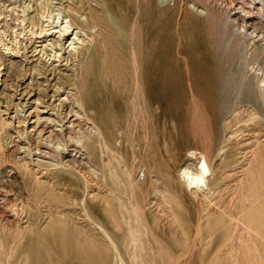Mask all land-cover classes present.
<instances>
[{
    "label": "rangeland",
    "instance_id": "rangeland-1",
    "mask_svg": "<svg viewBox=\"0 0 264 264\" xmlns=\"http://www.w3.org/2000/svg\"><path fill=\"white\" fill-rule=\"evenodd\" d=\"M48 1L51 4L49 9L55 10L49 19L51 25L64 21L61 4L74 2ZM44 2L46 0H0V40L6 47L20 51L19 58L5 56L4 47L0 45L5 60L0 57V221L5 217V210L23 218L18 228H7L0 222V264H74L66 255H58L44 241H36L55 220L66 222L67 232L85 250H101L103 245L99 239H107L114 258L111 264H156L153 259L150 262L149 257L147 260L146 251H158L162 264H217L215 262L221 257L229 258L228 263L233 264L229 252L226 253L233 245L237 252L233 255L239 256L241 264H248L249 259L252 264H264V258L259 256L264 257L263 252L256 253L259 251L253 248L244 252V248H239L242 246L239 234L230 235L233 225L243 214L255 216L256 213L260 221L264 220V0H138L131 6L128 2L122 5L128 17L137 18L139 29L138 137L133 139L126 156L119 148L121 133L117 131V151L111 159L104 156L106 165L103 169L91 164L88 157L75 147L68 152L69 155H64L70 142L82 143L90 139L93 130L90 125L80 128L75 124L77 128L63 134L43 131L46 139L59 142L58 148H40L32 155L26 150L32 146L29 140L36 129L24 124V118L31 117H28L30 111L17 95L25 84L35 86L37 75L31 71L33 64L20 55L23 56L29 43V37L24 35L29 31L30 21L36 22V29L42 23L46 25L42 18L49 13ZM89 3L94 4L92 0ZM235 13L241 17L236 19ZM77 19L84 17L80 14ZM247 25L251 26L249 31ZM20 34L25 43L21 38L16 43ZM81 36V39H87V35ZM74 37L65 44L67 52L74 46H70ZM75 47L79 48V45L75 44ZM38 50L34 60L41 63L52 58L48 62L50 69L59 67L60 62H53V55L62 52L50 47L44 50L39 47ZM69 60L62 64L69 69L76 68L77 61ZM15 63L20 66L16 67ZM8 71L12 72L11 75L7 74ZM100 96L101 101L113 104L117 117L125 111V97L119 92L105 89ZM58 99L54 103L55 114L70 113L69 110L74 109L72 115H82L74 101H66L65 95ZM92 110L95 108L90 107L88 112L93 113ZM42 118H49V115ZM204 153L214 175L210 179L213 191L206 194V198L197 197L191 190L185 191L182 178L189 165L187 159L193 156L196 165ZM223 163L225 167L221 166ZM23 165H28L31 172H23ZM65 166L70 167L69 172H64L62 168ZM242 168L247 174L245 177ZM236 178L240 185L235 183ZM252 178L253 183L249 181ZM90 185L98 194L96 201H91L88 194ZM114 187H119L121 193L112 191ZM243 187L248 190L243 192ZM252 187L259 193L255 200L253 192L254 196L257 192ZM49 191L52 193L46 196ZM248 193L252 195L249 201L255 202L254 207L248 205L249 212L241 215V211L235 208L241 206V195L247 196ZM235 197L239 199L236 204ZM258 198L263 199V205ZM101 201L114 209V214L111 211L104 221L95 220L91 211L93 206L97 214L104 217ZM256 205V208L260 207L258 212L254 209ZM226 208L234 217H228L224 211ZM249 219L248 223H251L252 219ZM117 222L121 224L119 228H116ZM261 223L264 226V222ZM216 228L221 230L218 235L212 237L210 234L206 241L198 239L200 234H208ZM118 234H126L123 246ZM83 235L88 238L83 240ZM226 238L230 241L226 242ZM15 250H18L17 257L13 260ZM238 252L241 256L247 254V257L245 255L243 259Z\"/></svg>",
    "mask_w": 264,
    "mask_h": 264
},
{
    "label": "bare ground",
    "instance_id": "bare-ground-1",
    "mask_svg": "<svg viewBox=\"0 0 264 264\" xmlns=\"http://www.w3.org/2000/svg\"><path fill=\"white\" fill-rule=\"evenodd\" d=\"M92 1L94 3L93 4L94 6L91 3H89L90 0H74L73 4H70V3H69V5H66L64 3L61 4L62 5L61 11H62V15H63L62 18L64 19V21H61V22L57 21L55 25H51L49 22V19H50V17H52L55 10L49 9L51 4L48 0H46V2H44V3H46V6L48 7V13H49L47 16L44 14L45 17L42 18V19H45L46 25H44L42 23V25L39 27L37 26L38 28L36 29V22H33V20L30 21L29 31H27V33L25 31V35H24L25 37L26 36L29 37V43L26 46V49L24 48V53H22L23 56L20 55V57H23V59L25 58L28 61V63L33 64V67H31V71L34 70L33 72L36 73L37 76H35L34 79H35V81H37V83L33 87H28L25 84V87L20 90V92L17 96L20 97V98H18L19 101L24 102V104H26V106L29 107L30 113H29L28 117L29 116H31V117L24 118V120H25L24 124L28 125V126L33 125L34 128L36 129V132L32 136V138L31 139H30V137L28 138V140L30 139L29 140L30 145H32V146H29L28 149H26V150H28V153H29L28 155H32L33 151L41 150L40 148H51L52 149V148H54V146L55 147L58 146L59 142L55 143V142L51 141L50 139L49 140L46 139L44 137L45 135H42V134H46V133H43V131L46 132V131L50 130L49 131L50 133H54L55 131H57L60 134H63L68 130L70 131V129H73L74 127L77 128V126H78L81 128L83 126L90 125L93 129L92 134L90 136V139H88L86 141H82V143H74V144H72V142H70L71 140H69L68 143L69 142L70 143L67 144V149L66 150L63 149L64 155L68 154V152L71 151L73 147H75L76 150H78L79 152H83V154L88 157V160L90 161L91 164L102 166L101 168L103 169L104 166L106 165V163L103 162L104 156L108 155V156H110V158H108V159H111V157L114 156L115 151H117L116 142L119 141L117 139V136H116L117 131L119 133H121V137H120L121 140H120L119 148L122 152L123 151L125 152V153L123 152V154L126 156H128L127 155L128 150L132 148L131 146L134 143L133 139H137V137H138V66L140 65V62L138 59V33H139V29H138L137 18H131L130 16L128 17L126 15L127 11L122 6L125 2H128V4L131 6L133 4V2H138V0H92ZM80 14L84 17V19H82V20L77 19V16H79ZM42 15H40V16H42ZM238 15H239L238 13L234 14V16L237 17L236 19H238V17H241ZM40 20H41V18H40ZM39 23L41 24V22H39ZM250 25L252 26L253 24H250ZM250 25L246 26L247 31H249V28H251ZM74 35H75V37L72 39V43L70 44V46H73V45L74 46L70 49V52H67V48H65V46H66L65 44L67 41L70 40V37H72ZM81 35H87V39L86 40H85V38H84V40L81 39L83 37ZM20 38L23 39L22 42H24V37H21V34H20V36H17L15 39L16 43L18 42V39H20ZM76 40L79 42H77ZM2 42L3 41L0 40V45H2L4 47V51L6 52L5 54L3 52V54L5 56H6V54H8V55H10L9 57L19 58V56H18L20 53L19 50H18V52H16L14 50V48L6 47L7 45L2 44ZM19 43H21V42H19ZM75 44L79 45V48H76ZM39 47L43 48V50L50 47L51 50L55 49L58 52H62V54L53 55V58H54L53 62H60V65L57 69L51 70L50 67L48 66V62H50L52 60V58L48 59V62L46 61V62H41V63L34 60V58L38 56L37 52H39V50H38ZM16 50H17V48H16ZM63 50H64V52H63ZM14 52H16V53H14ZM54 52H56V51H54ZM0 57L2 60H4L1 53H0ZM74 58H76V60ZM69 59H71V60L74 59V61H77L76 65H75L76 68L73 67L74 69L73 68L69 69V67H67V65L65 67V64H62V62H64V61L66 62ZM74 63H72V64L74 65ZM15 66L19 67L20 64L15 63ZM11 73L12 72L8 71L7 74L11 75ZM54 88H56V89L54 90ZM110 88L115 92H119L121 95H123V97H125V111L123 109L124 112L120 113V115L118 117L113 112V104L111 102L105 103L104 101H101L102 97L100 95H102L103 90H105V89L110 90ZM62 95H65L67 97V99H65L66 101H68V100H70L69 102L74 101L76 106L81 110L82 115H78L77 113H76V115H74V114L72 115V112L74 109L69 110L70 113L65 114L64 112H62L63 114H60V115L55 114L54 111L56 110V108L54 106V103L56 101L60 100L58 98L61 97ZM73 104H72V106H73ZM90 107L95 108V110H92L93 113L88 112V109ZM224 112H226V111H224ZM44 115H46V116L49 115V118H42V116H44ZM52 116L53 117L56 116L55 119H51ZM72 118H75V119L73 121H71ZM33 119H34V121L31 123V121ZM75 124L77 126H75ZM224 124H226V122ZM224 129L226 130V127ZM77 141H79V140H77ZM227 142H229V141H227ZM117 144H119V143H117ZM11 145L13 146L12 143H11ZM62 145H63V143H62ZM57 148H55V149H57ZM39 153H41V152H39ZM195 153H197V152H195ZM36 155H40V154H38L36 152ZM198 156H200V155H198ZM190 158L191 159L186 158L187 161L189 162V165H187L186 168L184 169L183 177H182V178H184L183 183H185L184 184L185 191L188 189L189 191L190 190L193 191V193H195L197 195V197H205L206 194L209 195V193H211V191H213V190H211V186H210L211 180L210 179L214 178V175L210 169V165H209L207 156L204 153L202 155V157L197 161L196 165H194V161H193L194 157L192 156ZM108 159H107V161H108ZM135 159L138 160L137 157ZM195 160H196V158H195ZM220 162H222V161H220ZM224 164L225 163H223L221 166L225 167ZM247 165L248 164L246 163L245 166H247ZM192 166L194 167V169ZM252 168H250V169L252 170ZM62 169H64V172L70 171L69 166H65ZM243 169L244 168H242V172H243ZM237 170H239V169H237ZM22 171L26 172V173L31 172L29 170L28 165H23ZM245 171L247 172L248 170H245ZM251 173H253V172H251ZM225 174H227V173H225ZM253 175H254V173H253ZM28 176L32 179V176L30 174H28ZM242 176L245 177V176H247V174L245 175V173H244V175L242 174ZM249 176L252 177L251 175H249ZM257 177H260V176H257ZM237 178L235 179V183L238 182V181H236ZM244 180H246V179H244ZM249 181L252 182L255 180H253V178H252V180H249ZM257 181H258V179H257ZM91 182H92V180H91ZM233 182L234 181H232V183ZM238 185H240L239 182H238ZM243 185H245V183H243ZM234 186H236V185H234ZM246 186H244V187H246ZM236 187L238 188L239 186H236ZM240 187H242V186H240ZM248 187H250V186H248ZM259 188H261V186ZM112 189H113L112 191H116V192L121 193V190L119 189V187H114ZM245 189L246 188L243 189V192H245L244 191ZM229 190H231V189H229ZM239 190H242V188H240ZM246 190H248V189H246ZM249 190L251 191L250 188H249ZM262 191H264V189ZM94 192H95V190L90 185L88 187V194L90 195V197L92 199L91 201H96V199L98 197V194H96ZM235 192H237V191H235ZM235 192H233V193H235ZM246 192H248V191H246ZM255 192H257V194H256L257 196H254V192H253V200H255V197H259L258 191L255 190ZM51 193H52V191H49L48 193H46L47 194L46 196H49ZM214 193H216V192H214ZM219 193L221 194V191ZM233 193H230V194H233ZM262 193L264 194V192H262ZM237 194H239V193H237ZM39 195H40V190H39L38 196ZM212 195H211V197H212ZM242 195H241V201L242 202L240 203L241 206L238 203H237V205L240 207L234 205V206L238 207L239 209H241V210H238V208H235L238 212L241 211L240 214L241 213L243 214V212H247V211L249 212V210H247L246 208H248V205H249V207L250 206L254 207L253 204L255 203V202H252V199L249 201V196H250V198H252L251 197L252 195H250L249 193L245 194L247 196H244V195L242 196ZM230 197H231V195H230ZM236 197H237V195H236ZM215 198H217V197H215ZM225 198L226 197H224L223 200L226 201L227 198L226 199ZM217 199H220V198H217ZM231 199L233 200V198H230V201H231ZM258 199H261V198H258ZM238 200L239 199H237V201L233 200V201H235L234 204H236V202H238ZM262 200L263 199H261V202H262ZM214 201H216V200H214ZM248 201H249V204H248ZM256 201H257V199H256ZM263 202H264V200H263ZM263 202L262 203L259 202V203L263 205ZM218 204L219 203H217V205ZM96 205H99V203L96 202ZM100 205L103 207L102 213H103L104 217L99 216L97 214L96 210L93 208V206L91 207V211L93 213V216H94L93 218L95 220L104 221V219L108 218L109 213L111 214V211H113L114 209L111 208V205H109L107 202H104V201H101ZM221 205H223V203ZM230 205H231V203H230ZM262 205H258V206L262 207ZM161 206H163V205H161ZM256 207H257V205L254 208L256 211L258 210V208L260 209V207H258V208H256ZM216 208L217 207H215V209ZM162 209H164V208H162ZM224 211H226L225 213H228L229 209L227 210V208H226V210H224ZM4 212L6 213V214L3 213L5 215V217H1L0 222L7 228H9V227L10 228H12V227L18 228L20 226L19 223L21 222V220L23 218L20 219L19 214L15 213V212H9L6 210ZM233 212L235 213V210ZM166 213H168V212H166ZM3 214H2V216H3ZM113 214H114V211H113ZM237 214H239V213H237ZM228 215H229V213H228ZM248 215L249 214H247V216ZM254 215L255 216H252L253 218L255 217L254 219H252V217L250 215L248 216L249 218L252 219L251 220L252 222L249 221L251 223H248L249 218H247V216L244 214H243L242 218L240 215H238V216H240V218L237 219L235 226L233 225V223L235 221L233 222V220H231L230 222H233V223H231V225H233L234 228H232V226L230 227V225H229V227L233 229V233L230 235H234V237H235V234L236 235L239 234L238 238L241 239L242 243L241 242L240 243L242 244V246H239V245L238 246L240 249H241V247L244 248L243 249L244 252H245V249L247 251V248H253L255 251L256 250L259 251L256 253L263 252V254H264V230H263L264 226L261 223V222H264V220L260 221L258 219L259 217H257L259 215H257L256 213H254ZM111 216H114V215H111ZM118 216L119 215L117 214V217ZM217 216H220V215H218V213H217ZM231 216L229 215L228 217H231ZM232 217H234V216H232ZM111 219H113V218H111ZM224 219H227V218H224ZM230 219H232V218H230ZM114 220H116V219H114ZM220 220H221V224H222L223 218ZM257 220H259V223ZM113 223H116V222H113ZM226 223H227V221H226ZM257 223L260 224L261 226L258 225ZM61 224H62V226H61ZM65 225H66V222L63 223L62 221L55 220V222H53L51 224L49 230L45 231L42 235L38 236L36 238V241H39V240L44 241L45 244L48 245V247L52 246L51 248L54 249V251L58 255H66L68 259H71V263H74V264H111L112 263L114 258L112 255V250L109 247L110 242L107 241V239L106 240H105V238L99 239L102 241L101 243L103 245V248L101 250H98L96 248H93V249H96L94 251H92L91 249L85 250L80 245V243L76 242L73 239L72 235L67 232V228L64 227ZM119 225L121 226V224L117 222L118 227L116 226V228H119ZM225 225H227V224H225ZM223 226H224V224H223ZM262 226H263V228H262ZM226 228H225V230H226ZM227 230H229V229L227 228ZM212 231H214V232H212ZM212 231H210L208 234H206V233L200 234L198 239L200 241L205 240V239L209 238L208 236H210V234L213 237V235H215V234L218 235L219 231H221V230L218 231L216 228V230L212 229ZM220 234H221V232H220ZM82 237H83V240H85L88 238V235H83ZM125 237H126V234H125V236L118 234V240L122 246H123V243L125 241ZM231 237H233V236H231ZM231 237H227V238L229 239ZM227 238H226V242L230 241V240H227ZM232 239H234V238H232ZM235 239H237V236ZM99 240L97 239L98 242H100ZM126 240H128V238H126ZM243 240H245V241L243 242ZM126 242L128 243V241H126ZM231 242H233V241H231ZM235 242L236 241L234 240L233 244H235ZM230 244L231 243H229V245ZM233 244H231V245H233ZM227 247H228V245H227ZM140 250L138 249V251H140ZM236 250H237V248H236ZM252 250H250V251H252ZM254 250L252 251L253 256L255 254ZM134 251L137 252V249H135ZM220 251H222V250L220 249ZM223 251H224V249H223ZM237 251H239V250H237ZM140 252H142V251H140ZM228 252L231 256L230 262L234 260V262H231V263L239 264L238 262H240V264H241V261H239V259H240L239 256L233 255V252L237 254V252H235V250H234V245L232 247H230L226 253H228ZM144 253L147 254V256L145 255V257H147V260L150 258V262L154 261L156 264H162L161 261L159 260L160 255H159L158 251H156L155 253H149L146 251ZM130 254H131V252H130ZM221 254L222 253H220V256H221ZM244 254L245 253H243L242 255H244ZM260 254H262V253H260ZM245 255L247 257V254H245ZM245 255L241 256V254H240V257H243V259H245ZM130 256L132 257V255H130ZM134 256H136V255H134ZM138 256H136V257H138ZM259 256L261 257V259L264 258V257H262V255H259ZM259 256H257V257H259ZM216 257H218V255ZM219 257H218V259H219ZM257 257H256V259H257ZM119 258H120V256H119ZM221 258H223V257H221ZM221 258L217 262H215L216 261V259H215L214 262L217 264H230V263H228L229 258H223V259H221ZM140 259H142V258H140ZM151 259H153V261H151ZM134 260H135V258H134ZM145 260H146V258H145ZM249 260L252 264V260L251 259H249ZM249 260H248V264L250 263ZM253 261L256 262L255 260H253ZM259 261H261V260H259Z\"/></svg>",
    "mask_w": 264,
    "mask_h": 264
},
{
    "label": "crops",
    "instance_id": "crops-1",
    "mask_svg": "<svg viewBox=\"0 0 264 264\" xmlns=\"http://www.w3.org/2000/svg\"><path fill=\"white\" fill-rule=\"evenodd\" d=\"M184 54H187V52H184ZM188 61L191 62V58H189ZM17 251L18 250H15V252H14V255H13L14 258H13V260H16L15 258L17 257ZM15 253H16V255H15Z\"/></svg>",
    "mask_w": 264,
    "mask_h": 264
},
{
    "label": "built area",
    "instance_id": "built-area-1",
    "mask_svg": "<svg viewBox=\"0 0 264 264\" xmlns=\"http://www.w3.org/2000/svg\"><path fill=\"white\" fill-rule=\"evenodd\" d=\"M237 24V23H236Z\"/></svg>",
    "mask_w": 264,
    "mask_h": 264
}]
</instances>
